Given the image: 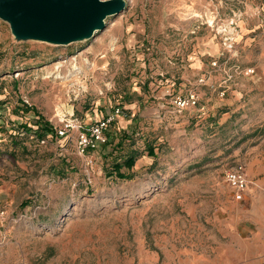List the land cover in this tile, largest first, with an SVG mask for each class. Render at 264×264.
Here are the masks:
<instances>
[{"label":"rangeland","instance_id":"1","mask_svg":"<svg viewBox=\"0 0 264 264\" xmlns=\"http://www.w3.org/2000/svg\"><path fill=\"white\" fill-rule=\"evenodd\" d=\"M122 1L66 46L0 20V264H217L236 232L264 240V0ZM114 108L79 154L77 131ZM129 156L128 179L110 175Z\"/></svg>","mask_w":264,"mask_h":264},{"label":"water","instance_id":"2","mask_svg":"<svg viewBox=\"0 0 264 264\" xmlns=\"http://www.w3.org/2000/svg\"><path fill=\"white\" fill-rule=\"evenodd\" d=\"M124 7L122 0H0V20L15 41L66 46L91 39Z\"/></svg>","mask_w":264,"mask_h":264},{"label":"built area","instance_id":"3","mask_svg":"<svg viewBox=\"0 0 264 264\" xmlns=\"http://www.w3.org/2000/svg\"><path fill=\"white\" fill-rule=\"evenodd\" d=\"M193 93L186 96H176L172 100L174 108L178 111L193 106L196 103ZM119 114V109L114 108L110 114L96 119L89 127L77 131L75 143L79 154L84 155L88 151L95 150L97 146L105 142L104 131L109 123ZM56 132L58 137L63 136L64 132L59 129ZM223 181L230 189L232 201L238 203L245 199L249 180L243 165H235L223 173Z\"/></svg>","mask_w":264,"mask_h":264},{"label":"crops","instance_id":"4","mask_svg":"<svg viewBox=\"0 0 264 264\" xmlns=\"http://www.w3.org/2000/svg\"><path fill=\"white\" fill-rule=\"evenodd\" d=\"M246 225L240 228L245 230ZM262 234L255 235L254 232L241 236L234 234V243L225 247L220 255L217 264H264V240ZM264 237V236H263Z\"/></svg>","mask_w":264,"mask_h":264},{"label":"trees","instance_id":"5","mask_svg":"<svg viewBox=\"0 0 264 264\" xmlns=\"http://www.w3.org/2000/svg\"><path fill=\"white\" fill-rule=\"evenodd\" d=\"M38 120H40V119L38 118ZM34 125L36 126V130L34 132L29 131V130L28 131L33 133V134H36L39 139H42L49 132L52 134V132L50 130V127L47 124H45V123L42 124L39 121H35ZM25 130H27V129L25 128ZM147 152H148L147 154L149 156H152V151H151L150 148L147 150ZM134 159H135L134 156H129V157H126L122 161V163L114 164L112 166V168H111L110 175H113L115 178H117L119 180L128 179V176H126L125 174L120 173V168L124 167L125 169L129 170L133 166Z\"/></svg>","mask_w":264,"mask_h":264}]
</instances>
